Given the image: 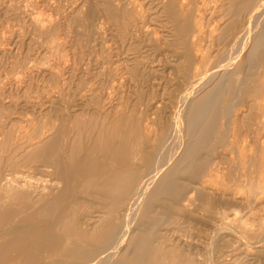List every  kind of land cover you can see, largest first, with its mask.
<instances>
[{
  "label": "rangeland",
  "instance_id": "obj_1",
  "mask_svg": "<svg viewBox=\"0 0 264 264\" xmlns=\"http://www.w3.org/2000/svg\"><path fill=\"white\" fill-rule=\"evenodd\" d=\"M124 1L129 4L135 3L132 5L141 10V13L143 12L142 14L149 20L146 25L148 29L143 28L145 31L136 27L130 29L125 39L128 42H124L126 45L122 43L119 29L113 25L112 21H108L104 14L110 8L109 0H0V213L4 210H19L22 216L35 207L39 212L43 211L40 213L41 218L64 217L66 221L59 224L57 229L61 233L66 232L70 236L67 237L68 240L81 239L75 233L84 231L86 241H92L90 237L94 230L91 228L94 225L102 226L99 219L103 215H107L102 220L107 227L122 224L124 217L128 215L127 206L115 202L114 196L94 189L87 190L89 185L94 187L98 181L100 182L99 178L88 176L85 179L76 178L73 182L71 175L63 174V170L66 168L65 170L69 172L79 169L76 167L75 158L71 156L72 153L93 154L96 150L91 151V148L96 142L110 141L119 133V138L110 145H100L96 148L101 166L108 169L122 166L132 172L139 170L140 175L145 177L151 165L160 156V141L168 135H173L171 129L175 131V114L178 112L180 102L186 97L185 82L187 84L189 82L188 76L186 77L189 72L187 70L190 68L187 52L191 49L181 40L172 42L177 34L176 26L162 17V10L157 11L160 9L157 5L158 1L113 0L111 10L116 11L117 7L124 6ZM150 1L155 2L158 9L150 6ZM241 1L243 5L246 3V0ZM261 1L264 2V0ZM212 2L207 0L205 5L196 4L200 12H196L195 15L205 18L203 37L206 44H202L206 47L204 54L210 56L211 60L204 65H194L195 69L192 70L198 71L197 73L208 72L210 62L216 64L217 58L228 46V42L220 44V35L224 33L231 35L234 23H238L235 31L239 36L244 34L247 28L246 23L249 17L245 13H242L236 21L232 18L230 14L232 0H221L217 5ZM91 13L97 16L95 21L91 20ZM186 13L190 18L188 15L190 12ZM181 17L183 18V15ZM123 22L127 21L123 20ZM214 23L217 25L214 26ZM44 29H48L47 33L45 32L48 36L44 33ZM261 33L262 31L259 30V35L258 32L256 33L257 37ZM181 37L180 35L179 38ZM151 38L152 40L153 38L161 39L160 51L149 49L152 47ZM117 47L123 48L121 57H116L118 51L122 50L121 48L117 50ZM133 50H136L135 53ZM166 51L169 52L166 54ZM106 52L108 56H115L112 64L104 62L103 56L107 57ZM198 56L201 57V53ZM260 65L263 66L253 71L257 76L256 82L264 81V63ZM115 68L118 69V76L112 79L109 72ZM102 72L105 76L101 74ZM248 83L251 84V88L254 87L255 82L252 79ZM252 101H254L253 98L248 94L245 107L237 109L233 118L236 119L241 115L253 123L251 105L254 102ZM157 106L159 109H156ZM123 114H126L127 118ZM119 118L125 119V129L123 128L124 130L120 132L114 127ZM154 118L156 120H152ZM237 120L241 123V119L237 118ZM239 122L233 127L239 129ZM66 135L67 140H65ZM221 137L226 138L223 134ZM47 145L49 149L46 148ZM221 147L214 145L213 149L217 155H214L212 160L217 163L221 161L223 166L227 167L229 165L226 163L230 164V158L235 153ZM118 154L121 155L117 156ZM205 157L200 156L199 164L203 163ZM62 158L65 161H62ZM190 163L192 164V160L189 158L185 165ZM100 164L92 159L88 162L92 172L99 170ZM185 165L182 168L186 167ZM205 171H207L206 168H204ZM226 173L227 179L230 174L227 171ZM187 174H181L180 178L183 181L179 182L188 186V190L199 188L204 190L205 194L206 192L210 194L217 191L216 189H221V192L233 195V190L229 191L228 186L221 187L224 185L222 181L226 180L225 178L209 184L202 180V174L194 181L188 180L190 175ZM189 182L195 183L189 185ZM242 192L236 198L239 200L237 207L242 210L244 220L250 223L246 229L242 230L246 239L241 238L239 234L232 235L227 231L221 239L215 240L216 234L211 227L213 223L208 218L209 197L203 201L197 198V203L195 201L193 206H189L191 209L185 206V203L171 207L170 202L161 200V205L159 204L156 211L162 215L171 214L172 218L180 215L182 220L171 221L172 224L176 222L174 226L170 225L169 221L168 224L166 223L167 226L158 223V229L155 227L154 230L157 231L155 239L163 244V253L158 257V263L264 264V241L261 238L264 236V195L260 194L261 196L257 195L255 198L248 187ZM49 201L51 202L48 203ZM49 204H53L54 208L51 214L47 215L45 210L48 209ZM115 220H119L118 223ZM139 224L144 223H135V225ZM131 232L134 233L136 230L132 229ZM0 233H3V236L7 235L5 229H0ZM212 250H216V253Z\"/></svg>",
  "mask_w": 264,
  "mask_h": 264
},
{
  "label": "bare ground",
  "instance_id": "obj_2",
  "mask_svg": "<svg viewBox=\"0 0 264 264\" xmlns=\"http://www.w3.org/2000/svg\"><path fill=\"white\" fill-rule=\"evenodd\" d=\"M112 1L113 0H109L110 8L106 10L104 14L107 17V20L112 21L113 25H116V27L119 29V34H121L122 37V43L126 45V43L124 42L127 41L125 39H127L126 37H128L127 35L129 34L130 29L132 27H136L138 29L146 28L147 30L148 28L146 25L149 23V20L145 18L146 15L144 16L142 14L143 12L141 13V10L136 9V6L132 5L135 3L131 2L129 4L127 2V4L124 1V6L117 7L115 11L111 10ZM154 1H158L157 5L160 6V9L157 8L156 3L153 1H150L149 5L157 8V11L162 10V17L166 18L167 22L171 23L173 26H176L175 28L177 29V34L173 37L174 41L172 42H178L181 40V42H183L184 44L189 45L191 49L190 52H187L189 53L188 60L190 68H188L189 70L187 71L189 72L188 75H186V77L188 76L189 78V82L188 84L185 82V84L187 85L186 97H183L184 99L179 104L178 112L175 114L176 128L175 131L171 129L172 132H174H171V134L173 135H168L160 141V156L157 158V161L151 165V168L149 169V172H147V175L145 177H142L140 175L139 170L132 172L128 171L127 169H125V167L123 168L122 166H115L111 169L101 166L102 164H100V161L98 159L96 148L100 145H110L113 141L119 138V133L114 135L110 141L103 140L100 143L96 142L91 148V151L96 150L93 154H90V152L83 154H76V152L72 153L73 155L71 156L75 158L76 167H78L79 169H74L69 172L68 170H65L66 168H64L63 170V174L71 175L70 178L73 182L76 181V178L85 179L88 176L99 178L100 182H96L97 184H95L94 187L89 185L87 190L89 189L91 191L94 189L103 192V194L114 196L115 202L127 206V208L129 209V211L127 212L128 215L124 217V221L122 224L118 226L113 225L110 227H107V225L103 224L102 220L107 216L103 215L99 219L101 220L99 223H101L102 226L98 227L94 225V227L91 228L94 230L92 232V236L90 237L92 241H86L84 240V238L86 237V232L84 231H79L75 233L76 236L81 238L79 240H68L67 237L70 236H68L66 232L61 233L58 231V225L66 221L64 217H60L57 219L52 217L41 218L40 213L43 211L39 212L35 207L28 210L27 214H23L22 216H20L21 212L19 210L1 211L0 229H5L7 235L3 236V233H0V264H159L157 259L163 253V244L162 242L157 241L155 239V235L157 234V231L154 230L155 227L158 229V223L167 226V222L169 221L179 222L182 220L180 215H176V218H172L170 217L171 214L162 215L155 210L159 206V204L161 205V200L164 199L170 202L171 207L182 205V203H185V206L187 205L189 207L193 206L195 204V201L197 203V198L203 201V199H207L209 197V206L207 207L209 213L208 218L209 221L213 223L211 227L212 229L214 228L213 232L216 234L215 240L218 241L219 239H221V237H223L227 231L231 232L232 235L239 234L241 238L246 239L245 233L242 230L246 229L249 222L247 220H244L242 210L237 207L239 200L236 197L240 194V192L244 191L246 187H248L251 194H253L255 198L257 195H264V81L260 80L256 82L257 76L255 75L256 73L253 72L255 68L258 69V67L263 66L260 65V63H264V49H262V47L264 46V2L261 1V3L260 0H246V3L243 5V3H240L241 0H232V3L230 4V14L232 15V18L236 21L239 17L242 16V13H245L249 17L248 23H246L247 20H245V23L247 24L245 33L241 36H239V34H236L235 30L238 23H234V28L231 31V35L229 34L230 36L226 35L225 33L220 35V44L226 42H228L229 44L227 47L225 46L226 48L223 52L220 49V52L222 53L220 56L218 55V58L216 57L218 59L216 64H211L210 62V69L208 70V72L203 73L204 71H202V73H197L198 71L194 72L192 70L195 69L193 67L194 65H204L205 62L208 63L209 61H211L210 56L204 54V48L206 47L202 45L205 42L203 37V31H205L203 30L205 29V18H199L197 15H195L196 12H200L198 11L196 4L205 5L207 3V0ZM212 1V4L216 5L221 2V0ZM216 9L217 8H215V10ZM153 10L155 11V9ZM187 11L190 12V14H188L190 15V18L187 17ZM221 12L223 14V11ZM182 15L183 18L181 17ZM200 15L204 16V14ZM90 17L92 21H95L97 18L94 13H91ZM123 20H126L127 22L125 23L123 22ZM215 25L217 24L214 23V26ZM113 27L115 28V26ZM47 30L48 29H46L44 33H47ZM143 30L145 31V29ZM259 30L260 32L262 31V33L260 36L257 37L256 33L258 32L259 35ZM48 32H50V30ZM180 35L182 36L181 38H179ZM150 42L152 43V47H150L149 49H153L154 51H160V49L162 48L161 39L153 38L152 40L151 38ZM121 47H117V50H119V48ZM169 47H171L170 44ZM123 48L126 47L123 46ZM123 48H121V51H118L116 57H121L123 55ZM136 50H133L134 53ZM167 52L169 51H166V54ZM200 53L201 57L198 56L200 55ZM106 54L107 57L105 55L103 56L105 58L104 62L112 64L115 56H108L109 54L107 52ZM139 56H141V54ZM108 68L110 70L111 66ZM101 74H103V72ZM109 75L112 77V79L114 78V76H118V69L115 68V70L110 71ZM146 77L148 78V75ZM146 77L145 79L148 80ZM250 79L255 82L253 88H251V84L248 83ZM167 94L169 95V93ZM248 94H250L254 100L252 101L254 102L253 105H251V112H253L251 119L253 120V123H250V120L246 117L237 115V118L241 119L240 123L237 118H233V114L240 110V108L245 107ZM154 98L156 99V97ZM162 107L163 106H161V108ZM156 109H159V107L157 106ZM255 109L256 112H254ZM161 111H163V109ZM123 115H125L126 117V114ZM156 115L157 114H155V116ZM156 119L154 118L152 120ZM124 122V118L117 119L114 127L117 128L118 132L123 131L125 129ZM238 122L240 123V128H234V125ZM152 124L154 125L155 123ZM168 124L166 126H168ZM234 131H236V133ZM222 134L226 136V138H222ZM65 140H67V135ZM214 145L222 146L221 149H229L232 153H235L233 156L230 155L232 156L230 158V164L226 163V165L229 166L224 167L221 161L217 163L215 162V160H212L214 159L213 156L217 155V152H215V150L213 149ZM67 146L68 143L66 145V148ZM47 147L49 149L48 145L46 146V148ZM38 155L40 156V154ZM119 155L121 154H118L117 156ZM202 155L206 157L204 158L203 163L199 164V159ZM33 157L34 156H32V158ZM189 158L192 160V164L190 163V165L188 164L186 166L185 164L187 163ZM7 159L8 158H6V160ZM91 159L94 162H97V164H100L99 170H95L94 172H92L91 169H89L88 162ZM61 160L65 161L63 160V158ZM183 165H185L186 167L182 168ZM204 168H206L207 171L204 172ZM226 171L230 174L229 178L227 179L226 176L228 175ZM203 172L205 174H203ZM187 173H189L190 175L188 177V180L194 181L198 179L202 174V180L209 184L210 182L211 184H213L212 182H215L220 178H225L226 180L223 179L224 181H222L224 185H222L221 187L225 188L226 186H228L229 191L233 190V195L232 193H229V195H227L225 192H221V189H216L217 191H213L210 194H207V192L205 194L203 192L204 190H199V188H191L190 190H188V186H185L183 183L179 182L183 181L180 178V175ZM194 183L195 182H189V185H193ZM216 183L218 184V182ZM7 184L8 183H6V185ZM7 186L4 185V187ZM75 195L77 196V194ZM50 202L51 201H49L48 203ZM64 206L66 207L65 204ZM53 208V204L48 205V209L45 210L47 212V215L51 214ZM63 210L64 209H62V211ZM84 214H82V216ZM68 218L70 219V217ZM68 218L67 220H69ZM118 221L116 222L118 223ZM136 222L144 224L135 225ZM176 222L175 224H173L176 225ZM173 224L172 222L170 223V225ZM132 229L136 230V232L132 233ZM172 229L173 228H171V230ZM137 232H139V234H136ZM173 232L170 233L173 234ZM261 238L264 241V236ZM167 248L168 247H166V249ZM214 251L212 250V252L216 253V250ZM211 258L213 259L212 255ZM212 261H214V259Z\"/></svg>",
  "mask_w": 264,
  "mask_h": 264
}]
</instances>
